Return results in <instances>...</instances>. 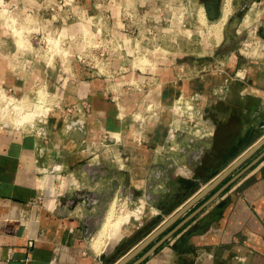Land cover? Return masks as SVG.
<instances>
[{"label":"rangeland","instance_id":"1","mask_svg":"<svg viewBox=\"0 0 264 264\" xmlns=\"http://www.w3.org/2000/svg\"><path fill=\"white\" fill-rule=\"evenodd\" d=\"M223 2L0 0L2 129L39 125L41 122L46 123L51 116L57 117L63 127L60 117L63 110L73 101L86 98L79 96L81 84L78 83L86 71L102 79L107 76L109 79L107 83L103 80V89L106 86V91L120 89L122 93L120 101L124 102L127 117L133 123L135 132L123 136L129 142L119 144L118 159L111 161L104 157V160H109L107 166H112L118 173V184L116 181L112 192L108 191L102 213H106L105 209H109L110 203L114 201L117 219L113 224L128 218L127 222L142 225L138 236L128 244H122L120 227L118 235H114L120 239V247L113 256V262L157 227L167 217L168 211L181 201L182 197L177 196L174 203L170 202L172 194H167L160 174H186L180 170V166L177 167L180 162L172 161L166 167L156 163L151 168V174L155 175L149 182L147 179L144 181L143 171L150 166L142 159V140L147 137L149 128L159 122L161 105L155 99L144 97L145 92L155 84L129 78L131 67H136L133 61L142 57L144 63L138 67L150 66L152 70L158 71L156 61L161 60L163 66L171 65L179 76H208L210 79L222 80L224 86L227 82L224 72L232 77L246 76L247 71L241 72L236 66L241 63L256 65L259 64V58H264L261 55L264 54V18L255 27L251 20L244 19L254 0H231L229 15L221 30L217 31L211 21L218 18ZM207 4L214 6L209 12ZM200 7L204 8L205 21L198 16ZM118 10L120 17H112V12ZM262 11H259V18L264 14ZM118 53L123 57L120 58V67H114L112 61ZM90 88L95 92L96 85L91 87L90 84ZM231 89L237 90L235 87ZM234 95L228 103L227 100H218L210 108H207V99L201 92L177 96L166 108V121L169 139L178 146H174V149L169 146L153 147V152L162 154L167 149L173 155L189 154V158L193 157L189 160V166L195 165L194 155L198 154L218 162L217 167L220 169L225 167L246 145L264 135V115L260 119V115L242 113L239 104L245 101L239 95ZM25 114L28 115L25 121H15ZM247 120L256 124L255 131H242V125ZM74 131L80 132L72 129L67 135ZM106 146L104 144L101 147L106 149ZM95 154L92 146L87 148L86 161L94 164L88 165L87 171L94 170L93 166L102 159L99 155L95 157ZM128 174H135L131 182ZM72 176L69 187L73 188L71 185L74 184L76 188H71L72 191L79 192L82 186L78 187ZM172 181L175 180L169 183ZM170 185L172 191L173 185ZM74 192L71 193L72 197H76ZM84 197L91 201L95 194L87 193ZM136 256L125 264H130Z\"/></svg>","mask_w":264,"mask_h":264},{"label":"crops","instance_id":"2","mask_svg":"<svg viewBox=\"0 0 264 264\" xmlns=\"http://www.w3.org/2000/svg\"><path fill=\"white\" fill-rule=\"evenodd\" d=\"M262 10L264 0H254L244 19L251 20V24L255 23L256 27L258 21L264 18V14L258 17ZM200 11L206 19L204 8L200 7ZM221 12L218 18L211 21V25L218 21ZM120 14L119 10L114 11L112 17L119 18ZM122 57L118 53L112 65L120 67ZM259 59L260 65H235L239 71H247L246 76L232 77L224 72V77H227L225 86L222 80L210 79L208 76H179L171 65L163 66L161 60L156 61L158 71L152 70L150 66L138 67L144 63L142 57L133 61L136 67H131L129 78L155 84L145 92L144 97L155 99L161 105L159 122L149 128L147 137L142 140V159L150 166L143 171L144 181L147 179L149 182L155 175L151 174V168L156 163L166 167L172 161L180 162L177 167L180 166V170L186 173L160 174L167 194H172L170 202L177 196L182 199L168 211L167 217L159 225L186 207L130 259L139 253L141 256L161 236L184 222L138 264H264V156L234 178L264 151L260 150L264 143L200 196L197 194L259 138L246 145L239 155L221 169L217 167L218 162L202 158V155H194L195 165L189 166V160L193 158H189V154L173 155L167 149L157 154L152 149L160 146L174 149V146H178L169 139L166 108L180 95L191 96L201 92L207 99V108H210L218 100H227L228 103L235 93L245 101L240 102L239 110L248 116L260 115L261 119L264 115V58ZM83 73V77L78 79L81 84L79 96L86 97L91 104L83 132L74 131L67 135L55 116L48 117L46 123L41 122L39 125L0 127V264H113V256L120 247V239L114 235H118L120 227L122 244H128L131 240L133 242L141 231L142 224L129 223L128 218L113 224L117 219L114 217L107 225L103 244L98 250L92 247L94 235L104 220L105 211L102 212L106 195L108 191L112 192L116 181L118 184V173L112 166H107V161L118 159L119 144L129 142L123 136L135 130L127 117L124 102L120 101V89L106 91V86L103 89V80L107 83V76L102 79L88 71ZM90 84L91 87L96 85L95 92H92ZM244 122L243 132L256 130L255 123L248 120ZM105 136L108 139L103 142ZM104 144L107 145L106 149H103ZM90 146L102 159L93 166L94 170L87 171L88 165H94L86 161L87 148ZM104 157L109 160H104ZM243 163L244 166L239 168ZM70 176L83 189L72 191L76 187L74 184L71 185L73 188L69 187ZM134 176L128 174L130 182ZM172 179L175 181L169 183ZM170 184L173 185L172 191ZM72 192L76 193V197L71 196ZM87 193H94L95 197L87 201L84 197ZM215 193L214 198L197 210ZM157 227L137 240L128 251Z\"/></svg>","mask_w":264,"mask_h":264},{"label":"water","instance_id":"3","mask_svg":"<svg viewBox=\"0 0 264 264\" xmlns=\"http://www.w3.org/2000/svg\"><path fill=\"white\" fill-rule=\"evenodd\" d=\"M262 143H264V136H261L254 144H252L246 151H244L237 159H235L232 163H230L222 172H220V175L212 181L209 185H207L205 188H203L197 196H200L201 193L206 191L208 188H210L213 184H215L224 174H227L230 172L233 168H235L245 157H247L249 154H251L254 150H256ZM261 156H264V151H262L260 154H258L251 162H249L245 167H243L235 176H238V174H241L244 172L247 168H249L252 164H254ZM234 178L230 179L224 186L229 184ZM223 186V187H224ZM216 193L209 198L206 202H204L197 210L205 206L214 196ZM196 196V197H197ZM187 205V204H186ZM186 207V206H185ZM183 207L179 211L175 212L168 220H166L164 223L159 225L155 230H153L149 235H147L143 240H141L134 248L126 252L124 255H122L118 260H116L113 264H125L136 252H138L145 244H147L154 236H156L161 230H163L165 227L168 226L185 208ZM196 210V211H197ZM195 211V212H196ZM184 221L180 222V224L174 226L171 230H169L166 234L161 236L154 244L150 246L148 250H146L141 256L133 260L130 264H138L141 262L146 256H148L153 250L160 245L163 241H165L167 238H169L176 230L180 227V225L183 224Z\"/></svg>","mask_w":264,"mask_h":264},{"label":"built area","instance_id":"4","mask_svg":"<svg viewBox=\"0 0 264 264\" xmlns=\"http://www.w3.org/2000/svg\"><path fill=\"white\" fill-rule=\"evenodd\" d=\"M90 109L91 104L86 98L75 100L68 104L60 115L63 132L67 134L72 129L83 132L86 128V118L90 113ZM96 155L98 154L96 153L94 156L97 157Z\"/></svg>","mask_w":264,"mask_h":264},{"label":"bare ground","instance_id":"5","mask_svg":"<svg viewBox=\"0 0 264 264\" xmlns=\"http://www.w3.org/2000/svg\"><path fill=\"white\" fill-rule=\"evenodd\" d=\"M230 1L231 0H224L223 2V6H222V12H221V15L218 19V21L214 22V24L212 25V27L217 30V31H220L221 30V26L223 24V22L225 21L226 17L228 16L229 12H230ZM202 8V7H201ZM198 16L199 18L204 21V15H203V12H199L198 13ZM212 28V29H213ZM21 39V37H20ZM53 40V39H52ZM51 40V42H52ZM22 41V40H21ZM54 41V40H53ZM49 42H50V39H49ZM55 42V41H54ZM56 43H58L56 41ZM51 44V43H50ZM54 46V45H52ZM26 100V99H25ZM27 101V100H26ZM7 111V110H6ZM43 112V111H42ZM28 118V115H23L19 118H16V122H20V121H24ZM116 215V204L115 202H111L110 204V207L109 209L107 210V212L105 213V216H104V220L102 222V225H101V228L98 230L97 234L95 235V237L93 238L92 240V247L93 249L95 250H98L100 248V246L103 244V236H104V233L106 231V228H107V225L110 223V221L112 219H114Z\"/></svg>","mask_w":264,"mask_h":264},{"label":"flooded vegetation","instance_id":"6","mask_svg":"<svg viewBox=\"0 0 264 264\" xmlns=\"http://www.w3.org/2000/svg\"><path fill=\"white\" fill-rule=\"evenodd\" d=\"M213 7H214V6H213L212 4L207 5V9H209V10H212Z\"/></svg>","mask_w":264,"mask_h":264},{"label":"trees","instance_id":"7","mask_svg":"<svg viewBox=\"0 0 264 264\" xmlns=\"http://www.w3.org/2000/svg\"><path fill=\"white\" fill-rule=\"evenodd\" d=\"M207 5H209V4H207ZM207 10H208V12L211 11V10H209V9H207Z\"/></svg>","mask_w":264,"mask_h":264}]
</instances>
